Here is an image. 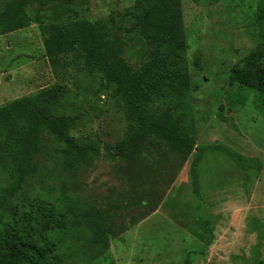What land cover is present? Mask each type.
<instances>
[{
  "label": "rangeland",
  "instance_id": "obj_1",
  "mask_svg": "<svg viewBox=\"0 0 264 264\" xmlns=\"http://www.w3.org/2000/svg\"><path fill=\"white\" fill-rule=\"evenodd\" d=\"M262 3L182 0L185 32L173 41L144 18L151 0H0V105L59 81L40 24L86 19L126 75L165 58L167 71L155 80L159 102L171 104L172 118L182 116L181 130L196 148L212 146L199 165L198 193L195 152L163 137L132 158H116L107 146L127 135L123 105L97 82L68 75L62 107L84 114L71 134L99 150L68 169L60 142L41 127L22 184L11 158L0 159V213L38 198L59 208L67 233L54 231L61 243L52 257L61 264H264V93L240 79L262 44ZM18 19L25 25L10 31ZM183 78L189 90L179 106L169 100Z\"/></svg>",
  "mask_w": 264,
  "mask_h": 264
},
{
  "label": "trees",
  "instance_id": "obj_2",
  "mask_svg": "<svg viewBox=\"0 0 264 264\" xmlns=\"http://www.w3.org/2000/svg\"><path fill=\"white\" fill-rule=\"evenodd\" d=\"M151 3L144 18L156 27L157 34L163 39H182L185 32L182 0H151ZM24 25V21L18 19L8 26L10 31H14ZM259 27L262 44L244 61L242 69L246 72L240 79L243 84L264 93V0L259 9ZM40 29L46 55L59 81L42 88L35 96L17 97L0 105V135L8 130L6 138L0 139V159L11 158L18 184L25 181L39 152L41 127L60 142L59 150L66 158L68 169L78 162H85L90 154L99 150L95 144L80 142L71 134L84 117L83 113H69L62 107L65 95L70 92L64 80L72 75L97 82L99 89L107 90L109 96L125 109L127 135L107 146L111 154L116 158L129 159L143 143H150L152 137H163L186 154L195 152L191 175L194 191L198 193L199 165L204 151L208 147L212 149V146L196 148L181 130L182 116L172 118L171 104L167 106L159 102L160 87L156 86L155 80L167 71L165 58L148 59L136 74L130 76L123 73L113 57L102 48L98 28L93 22L86 19L42 22ZM80 77L74 81L75 85L83 82ZM188 90V81L181 79L170 93L169 101L174 99L173 103L182 106ZM8 214L0 213V262L61 264L60 258L52 257L58 243H61L54 236V231L67 233L59 220V208L38 198L12 209ZM71 236L78 238L74 233Z\"/></svg>",
  "mask_w": 264,
  "mask_h": 264
}]
</instances>
